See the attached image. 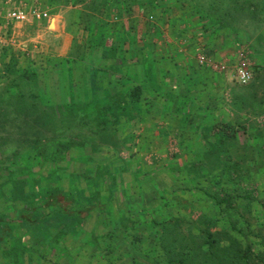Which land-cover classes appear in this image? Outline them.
Wrapping results in <instances>:
<instances>
[{
	"label": "rangeland",
	"instance_id": "374dc122",
	"mask_svg": "<svg viewBox=\"0 0 264 264\" xmlns=\"http://www.w3.org/2000/svg\"><path fill=\"white\" fill-rule=\"evenodd\" d=\"M215 2V14L222 16L232 6L230 0L0 3L3 20L8 19V10L17 7L50 14L44 21L29 18L35 21L16 25L10 43L28 45L31 62L22 70L35 72L34 81L24 79L16 88L26 94L40 92L43 101L57 102V111L62 113L53 123L59 128L56 137L45 125L28 131L31 135L26 137L36 142H21L37 150L36 159L4 167L1 164L11 162L5 158L13 153L16 140L25 136L13 134L15 143H0V221L6 220L7 231H0V264H153L156 260L164 264L158 255L162 250L153 240L151 217H178L190 226L206 207L200 188L214 189L218 182L226 188L232 175L245 169L243 179L248 182H237L236 188L240 195L249 196L238 197L236 203L243 207L254 197L250 218L255 226L264 222V69L255 70L257 64L264 67L262 51L255 50V45L264 43V25L257 28L228 20L233 30L219 28L209 10ZM2 38H11L7 26L0 32L3 45L7 41ZM109 38L113 42L115 38L117 47L116 41L124 39L131 57H142L145 66L154 61V89L156 85L166 90L174 82L162 71L169 68L166 59L176 49L205 67L193 82L182 69L176 72L182 82L177 83V93L170 95L168 108L161 106L156 93L154 109L137 111L155 119V142H142L138 127L126 125L136 111L120 108L128 95L104 93ZM205 39L209 45L204 50L201 42ZM239 51L246 52L254 71L250 85L237 84L232 75ZM200 55L208 63H200ZM213 71L222 76L210 75ZM36 77L40 79L37 86ZM9 86V80H1V100ZM144 86L151 89V82ZM190 88L196 111L183 105L191 97L186 93ZM50 108L45 107L46 111ZM217 121L244 124L247 134L224 137L215 131ZM19 124L10 121L7 128L12 131ZM167 129L169 134H164ZM7 130L0 129V135H7ZM64 137L67 151L55 152ZM44 193L63 195L70 202L64 208L57 204L54 210L42 200L30 204Z\"/></svg>",
	"mask_w": 264,
	"mask_h": 264
},
{
	"label": "trees",
	"instance_id": "16d2710c",
	"mask_svg": "<svg viewBox=\"0 0 264 264\" xmlns=\"http://www.w3.org/2000/svg\"><path fill=\"white\" fill-rule=\"evenodd\" d=\"M230 3L232 6L229 5L231 7L223 13V16L219 13L215 14L218 8L217 2L211 3V7H209V10L214 13V19L219 28H225L227 31L233 30L228 20L245 26L253 25L257 28L264 25V0H230ZM209 16L211 15L209 14ZM263 47L264 43L259 42L255 45V50L262 51L264 55ZM16 59V55H10L9 61L0 68V80L7 79L10 83V86L6 88L5 98L0 99V129L9 130L8 122L13 123L15 120H18L23 126L16 125L12 131H6L7 135H0V143L7 144L9 141H11V145L13 142L15 143V139H12L13 134L16 136L21 134L25 137L19 141L16 140L13 153L10 157L5 158L6 161L11 162L1 164L4 167H9L8 164L12 165V163L22 165L30 158L32 160L38 158L37 150L25 144L21 145V142H36V139L32 140L26 137L31 135L28 131L40 126L45 128V125L53 130L54 136L57 131L59 132V128L53 123L57 121L58 114L60 117L62 115L60 111H57L58 103L49 104V101H43L40 92L26 94L16 88L24 79L35 80V72L32 69L28 70L29 73L26 69L22 70V67H18ZM258 69H264L263 65L257 64L255 70ZM253 76L254 71L252 70V79L248 83L240 85L252 84ZM36 81H38L37 86L40 79L37 78ZM46 106L53 108L46 111ZM52 109L54 111H51ZM44 113L48 119L44 117ZM43 119L48 123L42 121ZM213 125L215 131L222 132L224 137H236L238 133L247 131L246 125L241 123L235 126L225 121H217ZM31 144L33 143L31 142ZM68 145L69 143L64 137L63 142L58 141L55 152H65ZM64 148L65 150L62 151ZM261 160L264 161V157ZM29 164L33 166L34 163L29 162ZM246 171L245 169L243 173ZM243 173L233 174L232 182L229 184L230 187H226L227 189L222 187L221 182H218L219 186L217 185L218 187L214 189L198 187L202 191L201 198L206 207L201 216L192 221L190 226H185L184 221L178 217L162 220L151 217L155 236L153 240L156 242L155 245H158L162 250V255H158L163 258L164 264H264V222L258 221L255 226L250 218V214L254 212L252 203L254 197H249V200L252 201L245 202L243 207H239L236 203L238 197L242 199L249 196L240 195L237 192V182L239 184L248 182L243 179ZM250 175L249 173L248 176ZM48 179H51L50 176ZM48 179L47 182H49ZM39 201H45L44 206L53 210L57 204H61L64 208L70 202L63 195L44 193V195H36L30 204L37 205ZM261 208L262 214H264V204ZM152 250L154 252V249ZM154 262L153 264L160 263L159 260Z\"/></svg>",
	"mask_w": 264,
	"mask_h": 264
},
{
	"label": "crops",
	"instance_id": "0c3cea01",
	"mask_svg": "<svg viewBox=\"0 0 264 264\" xmlns=\"http://www.w3.org/2000/svg\"><path fill=\"white\" fill-rule=\"evenodd\" d=\"M4 1V3L8 4V3H12V0H1V2ZM0 2V3H1ZM21 5V4H20ZM26 6L24 3H22L21 6ZM19 8V7H17ZM24 9V8H23ZM3 8L2 10H0V13H3ZM45 11V10H43ZM54 15H58V13H55ZM6 17V16H5ZM50 17V14H48V17L44 20H47ZM59 17V16H58ZM6 19V18H5ZM58 20V18H57ZM13 23H11V22ZM32 19H28L25 21H12L9 19L3 20V17H1L0 15V32L2 30V28H4L5 26H7V31L9 33V35L11 36V38H9L8 40L6 38H2L1 41H7L4 42L5 44L2 45V43H0V68L2 65H4L5 63H7L10 59V55H16L17 56V62H18V67H23L26 66L27 64H29L31 62V57L28 50V45L26 43H23L21 45H17L19 47H16L17 45H11L10 42H12L13 39V34L14 33V27L16 25H27L29 23H31ZM41 21V20H38ZM118 39V38H116ZM120 40L117 42L116 44H120L119 47H117L114 42H115V38H114V42L112 41V38H109L106 43L105 46L107 47V49L105 50L106 52V56L109 59V66H107L108 68L106 69V71L104 72L103 75V88H104V93H115V92H119L123 95H127L129 96V98H126V101L121 100L120 102V108H126L125 106H128L132 109H135V113L132 114V117L127 121L126 125H132V126H136L138 127V136H140V140L142 142H155V119H153L151 116L148 117L145 116L142 112L138 113L137 111L140 109H154L155 108V94L159 93V98H160V104L161 106H165V108L169 107V103L170 102V95L174 96V94H176V87H177V83L178 82H182V79L177 75V71L182 69L184 71V75L185 77H187L189 79V81L196 80V74L203 71L205 67L198 65L196 63V59L195 57L193 58V56L190 57V55H184L182 53V49H176L172 52V54H170L169 58H167L166 60H168V69L163 70L162 72H164L163 74H165L167 76V80H174V82L167 84L166 86V90H163L164 88H160L155 85V89L153 87V81H154V61L151 63H148L146 66L144 65V60L142 57H140L138 59V57L133 56L131 57V53L129 52V49H126L128 46L127 43H125L124 39L119 38ZM200 41V39H198ZM128 42V41H127ZM137 42V41H136ZM220 44V43H219ZM137 45V44H136ZM209 45V40L205 39L201 42V49H206L207 46ZM3 46V49H1ZM112 46H115L117 48H113ZM110 49V50H108ZM112 49V50H111ZM108 50V51H107ZM127 50V51H126ZM111 51L110 55H107V52ZM104 52V53H105ZM228 58H230L228 56ZM129 65V66H128ZM219 73V74H218ZM221 73L220 72H211L210 75H214V76H219ZM164 76V75H163ZM222 76V74L220 75ZM4 79H2L3 81ZM146 81V82H145ZM151 82V89L146 88L144 84H147ZM1 83V80H0ZM156 83V82H155ZM164 84L166 83V81L164 80L163 82ZM240 85V84H239ZM193 88L189 89V93L188 91L186 92L187 94H191V97H189L188 101L184 104H187L188 106H190V110H197L196 107V103L195 100H192V96L194 94V89ZM158 90H161V92H159ZM150 92V96L147 94ZM165 92V94H164ZM147 96V98L145 99L144 96ZM172 101V100H171ZM117 106H119V104H117ZM157 117H159L157 115ZM152 128V129H151ZM170 130H166L163 131V133H168L169 134ZM153 148H155V145H153ZM6 220L2 219L0 221V227L2 226V228H0V231H3L5 229V222ZM3 232H7V231H3Z\"/></svg>",
	"mask_w": 264,
	"mask_h": 264
},
{
	"label": "built area",
	"instance_id": "2783aa9c",
	"mask_svg": "<svg viewBox=\"0 0 264 264\" xmlns=\"http://www.w3.org/2000/svg\"><path fill=\"white\" fill-rule=\"evenodd\" d=\"M6 17L12 21H25L29 18L36 20H42L48 17L46 11H42L36 8L30 9L29 11L23 8H14L8 10ZM200 63H208V59L204 55L198 57ZM211 64V63H210ZM216 68L225 69L224 65L212 64ZM234 80L238 84H246L252 79V70L250 68L249 58L245 51H239L237 57V63L232 73Z\"/></svg>",
	"mask_w": 264,
	"mask_h": 264
}]
</instances>
